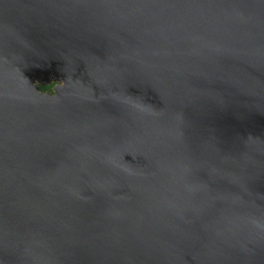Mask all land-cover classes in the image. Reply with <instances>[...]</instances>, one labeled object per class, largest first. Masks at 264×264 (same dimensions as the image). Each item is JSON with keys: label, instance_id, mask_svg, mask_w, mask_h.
<instances>
[{"label": "water", "instance_id": "1", "mask_svg": "<svg viewBox=\"0 0 264 264\" xmlns=\"http://www.w3.org/2000/svg\"><path fill=\"white\" fill-rule=\"evenodd\" d=\"M0 264H264V0H0Z\"/></svg>", "mask_w": 264, "mask_h": 264}, {"label": "trees", "instance_id": "2", "mask_svg": "<svg viewBox=\"0 0 264 264\" xmlns=\"http://www.w3.org/2000/svg\"><path fill=\"white\" fill-rule=\"evenodd\" d=\"M54 82L48 83V84H40L39 87L41 90H51V87L53 85Z\"/></svg>", "mask_w": 264, "mask_h": 264}, {"label": "flooded vegetation", "instance_id": "3", "mask_svg": "<svg viewBox=\"0 0 264 264\" xmlns=\"http://www.w3.org/2000/svg\"><path fill=\"white\" fill-rule=\"evenodd\" d=\"M55 82L53 83L52 87H51V90L53 89V86H54Z\"/></svg>", "mask_w": 264, "mask_h": 264}]
</instances>
